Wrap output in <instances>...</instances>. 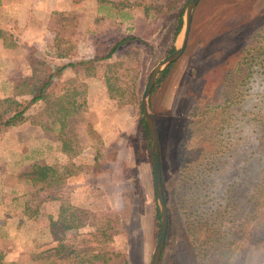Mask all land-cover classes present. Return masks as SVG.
I'll return each mask as SVG.
<instances>
[{
	"label": "rangeland",
	"instance_id": "1",
	"mask_svg": "<svg viewBox=\"0 0 264 264\" xmlns=\"http://www.w3.org/2000/svg\"><path fill=\"white\" fill-rule=\"evenodd\" d=\"M186 1L94 0L95 6H89L94 14L91 22L103 18L97 23L99 27L90 29L89 45L93 47L96 40L113 42L118 36L135 40L120 47L113 61L100 62L93 77H63L87 88L85 121L76 126L74 153L65 155L59 145L56 148V132L30 123L43 111L44 102L29 107L28 121L5 138L8 148L2 149L0 143V264H79L98 251L110 249L135 264L146 259L151 264L160 219L156 217L150 141L140 123V101L151 70L181 43L182 27L177 36L175 30L178 15L182 17L190 0L185 5ZM162 4L173 8L157 15L156 8ZM16 29L10 28L11 32ZM0 31L12 40L16 34L1 27ZM21 43L15 42L13 48L12 85L31 74L28 59L32 50L51 63L50 44L39 51L29 42ZM135 58L139 59L138 103H129L125 87L135 74L120 67L115 69L126 73L120 78L125 95L123 102H117L107 92L105 71L110 64ZM153 88L148 107L160 148L162 189L169 216L160 264H198L188 215L195 208L197 212L210 211L208 207L225 196L230 184L248 177L261 165L263 153L258 148L254 119L264 111V0H200L192 13L183 55L160 71ZM8 92V97L14 96L13 90ZM16 99L24 105L29 102L28 97ZM5 131L7 128H1L0 135ZM34 162L55 168V180L61 179L55 182L56 187L53 184L55 188L44 191L41 187L45 183L21 176ZM210 166L220 171L207 170L203 184L208 186L188 190V180L199 182L195 175L201 167ZM65 169L73 175L67 176ZM200 194L207 199L206 205L200 207L199 201L188 208L186 202L191 198L195 201ZM49 195L51 198L45 199ZM61 200L88 213L81 216L79 228H54L67 251L46 260L45 252L52 250L49 252L53 254L54 248H60L50 222L58 220ZM38 202L32 215L28 205ZM101 218L103 223L118 221V229L115 235L107 232L105 239L98 241L94 235ZM230 221L228 218L223 227ZM238 245L240 252L249 254L246 263L264 262V245Z\"/></svg>",
	"mask_w": 264,
	"mask_h": 264
},
{
	"label": "trees",
	"instance_id": "2",
	"mask_svg": "<svg viewBox=\"0 0 264 264\" xmlns=\"http://www.w3.org/2000/svg\"><path fill=\"white\" fill-rule=\"evenodd\" d=\"M187 2L188 0L184 4L186 5ZM172 8L173 5L168 7L162 4L156 8V13L157 15L162 14L163 11H170ZM177 24L176 36L182 27L181 13L178 15ZM78 25L79 17L76 12H53L48 20L47 29L54 35L55 55L56 59H62L61 63L58 65L49 63L44 58L37 56L38 52L36 50H32V55L28 59L31 66V74L13 82L12 90L14 96L0 100V106L2 105L0 110V129L17 127L27 122L26 113L29 107L33 104L44 102L43 111L36 114L30 120V123L39 126L47 132H56V140L60 143V149L65 155L74 153V145L77 143L76 126L85 121L83 112L87 104V88L86 85L78 81L75 84L74 82L76 81L72 79L64 80L62 78L63 74L71 69L75 74L83 75L84 78L93 77L95 68L100 62L111 59L120 47L135 40V38L122 36H118L115 41L109 43L96 40L93 44L95 57L87 60H76L75 58L78 57ZM0 39L5 42L4 45L6 47H15L14 40L10 37H4L1 31ZM174 50L175 48H172V52ZM244 54H247L246 48ZM119 67L123 68L126 73L134 72L135 74L130 78V84L125 87L129 96V103L137 104L138 58L124 64H110L107 67L104 74L107 92L110 98L117 102H121L124 98L125 91L122 89L120 78L124 75L126 76V73L123 74L119 72L120 70L116 72L115 68ZM117 82L119 84H116ZM17 96L28 97L29 102L24 105L16 99ZM122 104L124 103H120L119 106ZM217 107H214V109ZM254 121L259 131L258 148L263 153V157L260 159L261 165L257 166L248 177L230 184L225 196H221L217 204L215 202L214 205L211 204L208 207L209 209L211 208L210 211L202 209V212H197L198 208H192V213L188 215V219L191 222L188 231L192 236L191 244L194 251H196L198 264H248L246 261L249 254L245 250L240 252L241 247H238V244L242 242L253 248L264 245V111ZM140 123L143 125L145 135L148 136L144 121L141 120ZM65 170L69 174V171ZM207 170L209 173H212V171L217 173L220 168L210 166L205 169V167H201L198 176L195 175L199 182L194 179L188 180V190L195 192L199 187H202L201 190H203L208 186V183L203 184L205 174H208ZM50 172L52 175L49 176ZM57 175L55 168L40 165L39 162H34L21 172V176L26 179L45 183L41 187L44 191H50L56 187V181H61L59 177L55 180ZM70 175H73V173L67 176ZM191 181L193 182L191 183ZM161 182L163 186V178ZM50 198L51 195L45 199ZM193 200L191 198L189 202H186L188 208L192 207L195 202L198 203L200 201V207L202 208L207 203V199L201 194L196 196L195 201ZM38 204L39 202L34 204V206L27 204L28 209L32 211V215L36 214L35 208L37 209ZM189 204L190 206H188ZM87 213L86 210H80L70 205L69 202L61 200L58 220H51L50 222V228L55 236L54 241L59 243L58 247L60 248H54L53 254L49 252L52 250L45 252L44 259L49 260L52 256H57L62 251H67V248L60 244L56 234L58 232H55L54 228L57 227L61 231L79 228L82 224L81 216L87 215ZM156 217L158 220L160 219L158 210ZM228 218L231 219L229 226L223 227ZM100 220H103V218ZM101 222L96 225V234L94 235L98 241H101V238L105 239L107 232L115 235L118 229V221L114 224L113 220H109L106 223L102 222V224ZM1 256L0 253V258ZM261 261H264V259ZM47 264H52V262ZM79 264H128V261L125 256L110 249L108 252L98 251L91 256V259ZM258 264H264V262Z\"/></svg>",
	"mask_w": 264,
	"mask_h": 264
},
{
	"label": "crops",
	"instance_id": "3",
	"mask_svg": "<svg viewBox=\"0 0 264 264\" xmlns=\"http://www.w3.org/2000/svg\"><path fill=\"white\" fill-rule=\"evenodd\" d=\"M79 2H80L79 0H77L76 2H74L73 0H0V27L7 32H11L10 28H14V29L17 28L16 31L11 32V33L13 32L16 33L13 36V40L17 44L18 43L22 44L21 42H26V43L29 42L30 45H33L39 51H42V49L47 44H50L51 63L53 64L55 63L56 65H58L59 63H61L62 59H56L54 35L48 31L47 23L50 18V15L53 12L74 11L78 13V17H79L78 39L80 38L78 40V47H77L78 57L75 59L87 60L90 58H94L95 47L94 45L93 47L89 45L91 44L90 29H95L99 27L97 23H100L103 18L102 17L96 18L94 21L91 22V20L94 18V14L92 15L93 11L92 9H89V6H95V4H93L94 0H84V1L81 0V2L80 3ZM112 7L116 9L115 5H113ZM117 11L119 12L120 9L119 10L117 9ZM13 48L14 47H6L5 45H3V41L0 39V99L1 100L7 98L8 97L7 95H9L8 91H10V89L12 90V82L10 76L12 75V71H13L12 69L13 67L11 65L12 56L14 53ZM118 51L114 53L111 59L106 60L104 62L113 61ZM99 67L100 65L97 67L98 68L97 70H99ZM70 74L76 75L71 69H69L63 74V77L65 75L67 76ZM98 77H99V72H98ZM24 124L25 123H23V125ZM19 126L7 128V131L3 132L2 135H0V141H1L0 143L3 147L2 149H6L9 147L10 145L9 141H7L5 138H9L10 135H13L14 134L13 130L17 131V129H20ZM19 142L21 143V139ZM58 145L59 148H61L60 143L56 141L55 146L57 149H58ZM5 151L7 152V150ZM20 155L21 157H24V152L20 151ZM7 166H9V164H7ZM143 262L142 264H147V259L143 260ZM128 263L135 264L130 259H128Z\"/></svg>",
	"mask_w": 264,
	"mask_h": 264
},
{
	"label": "water",
	"instance_id": "4",
	"mask_svg": "<svg viewBox=\"0 0 264 264\" xmlns=\"http://www.w3.org/2000/svg\"><path fill=\"white\" fill-rule=\"evenodd\" d=\"M199 1L200 0H190L187 6L185 7V10L181 17L182 20L181 43L178 47L175 48L172 54H170L169 56L158 62V64L151 70V72L148 75L140 101L141 115L145 122L149 141H150L152 160H153L154 193L160 215L159 235L152 252L151 264H160L161 251L164 246L166 234L168 230L169 216H168L167 206L165 203L163 189H162V182H161L160 148H159L155 125L148 107V99L160 71H162L165 67H167L171 63L175 62L183 55L189 42L192 13Z\"/></svg>",
	"mask_w": 264,
	"mask_h": 264
}]
</instances>
